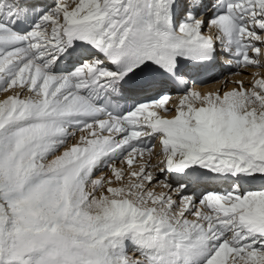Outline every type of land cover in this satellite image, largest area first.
<instances>
[{
  "label": "snow or ice",
  "instance_id": "obj_1",
  "mask_svg": "<svg viewBox=\"0 0 264 264\" xmlns=\"http://www.w3.org/2000/svg\"><path fill=\"white\" fill-rule=\"evenodd\" d=\"M0 264H264V0H0Z\"/></svg>",
  "mask_w": 264,
  "mask_h": 264
},
{
  "label": "bare ground",
  "instance_id": "obj_2",
  "mask_svg": "<svg viewBox=\"0 0 264 264\" xmlns=\"http://www.w3.org/2000/svg\"><path fill=\"white\" fill-rule=\"evenodd\" d=\"M224 77H229L228 79L229 80H233V79H236L237 77H234V76H232L231 74H229V73H225V74H223V76H221L220 77V79L222 80ZM219 85L220 84H217L216 82H209V84H205V85H202V86H199L200 88H201V90H209V89H212V87H219ZM229 87H231V84H229Z\"/></svg>",
  "mask_w": 264,
  "mask_h": 264
}]
</instances>
